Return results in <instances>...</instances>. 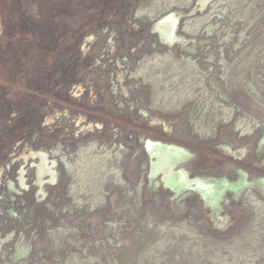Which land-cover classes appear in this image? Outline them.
<instances>
[{"label":"rangeland","instance_id":"rangeland-1","mask_svg":"<svg viewBox=\"0 0 264 264\" xmlns=\"http://www.w3.org/2000/svg\"><path fill=\"white\" fill-rule=\"evenodd\" d=\"M152 1L141 0L135 8L149 6ZM41 2L40 14L47 0ZM206 2L202 0V5ZM160 6L164 8L165 2ZM155 8L154 3L152 10ZM217 11L222 27L233 34L229 42L209 38V46H217L214 65L205 67L201 63L205 59L193 57L201 71L196 76L189 68L178 69L171 63L166 83L155 86L157 93L166 95V108L143 98L137 106L148 112V118L138 119L141 125H154L185 144L204 142L219 150L232 149V154L221 153L248 167L243 170L254 179L264 176V142L259 145L264 136V0L221 1ZM178 21L176 17L174 34ZM69 22V17L57 16L52 24ZM145 41L148 44L141 40L138 54L129 55L125 48L114 55L115 59H128L130 74L136 70L135 61L151 55L153 39L150 44L149 38ZM156 46L151 61H165L168 51ZM172 52L175 61H170H181L178 48ZM111 89L102 86L91 93L98 96L96 106L116 112L117 101L123 102ZM126 102L136 103L132 98ZM89 122L52 104L32 120L19 112L6 117L0 113V264H264V196L260 191L253 188L239 196L225 194L215 211L224 191H238V184L223 180H233L238 166L219 160L201 165L197 156L190 157L179 147L183 153L177 161L190 157L184 168L207 178H190L185 172L189 180H200L201 187L209 191L207 198H202L210 211L190 192L194 183L185 184L178 177L183 170L164 176L177 190H186L180 197L173 198L161 188L158 178L146 180L147 157L131 131L109 125L94 127ZM26 123L29 128L21 131L15 146L6 151L3 138ZM234 125L241 129L234 130ZM89 143L94 148L83 155L86 160L81 173H90L88 169L96 160L99 171L96 169L92 183L82 188L80 180L73 182L62 160L73 163ZM145 145L147 152L168 146L151 139ZM38 153L56 161V186L36 187L35 169L30 164L37 162ZM40 157L41 175L53 183L54 174L44 156ZM201 168L206 169L198 170ZM21 170L25 171V191H20L16 182ZM213 178H223L220 180L232 187L219 180L208 181ZM257 183L264 194V179ZM244 184L253 187L248 180Z\"/></svg>","mask_w":264,"mask_h":264},{"label":"flooded vegetation","instance_id":"flooded-vegetation-1","mask_svg":"<svg viewBox=\"0 0 264 264\" xmlns=\"http://www.w3.org/2000/svg\"><path fill=\"white\" fill-rule=\"evenodd\" d=\"M221 1L233 0H207L205 5H202V0H154L149 6L144 8L140 6L138 9L135 7L141 0H47L40 14L41 0H0V113L6 117L13 112H19L32 120L40 118L44 106L52 104L63 113L70 111L92 121L94 127L103 128L109 125L119 130L131 131L138 137L141 150L147 157L146 180L158 178L161 188L169 191L173 198L178 195L180 197L186 190H177L170 181L164 179V176L169 175H165L167 170L175 172L183 170L190 178L199 177L207 180L205 177L190 174L184 168V164L189 161L191 155L197 156V162L201 165L211 160L236 165L239 168H235L233 180L212 179H223L239 186L238 191H224L215 210L217 212L225 194L239 196L247 189L256 188L264 196L257 183L258 180L264 179V176L250 179L246 172L248 167H244L235 160L232 162L230 158L222 155V153L232 154V149L219 150L204 142L196 144L186 142L185 144L168 137L166 132L154 128V125H141L138 119L148 118V112L137 106L143 98L150 99L154 103L153 106L166 108L168 99L162 92L157 93L155 86L166 83L171 74V63H175L178 69L179 67L189 68L190 74H196V76H199L197 72L200 70L197 69L195 62L205 59L201 61L205 67L214 65L217 46H209L211 45L209 38H216L217 43L229 42L233 34L225 30L219 22L222 18L217 8ZM163 2H165L164 8L160 6ZM154 3L156 8L152 10ZM148 11L152 12L151 15L146 14ZM170 14H174L179 19L175 34L180 39L173 44L156 31V25ZM57 16L69 17V24L54 26L52 23ZM143 18L147 20L143 21ZM183 20H185L184 25H182ZM143 31L144 34L141 37ZM146 38L150 39L149 44L153 39L149 51L151 55L145 56L139 62L135 61L133 66L136 70L130 74L129 68L132 64L128 59L117 58V60L114 55L123 53L125 48L129 55L138 54L141 40L145 42L144 44H148L145 41ZM156 44L168 51L163 62L151 61L157 53L153 52L157 49ZM175 48L181 52L179 55L181 61H170L175 59L172 52ZM195 56L199 61H193ZM110 72L111 75H109ZM115 74L119 77L114 78ZM211 85L214 86L212 83ZM102 86L112 87L111 91L123 102L117 101L116 112L104 110L94 103L98 96L91 91ZM131 98L136 103L126 102ZM84 100L87 103H84ZM233 111L232 113L236 112ZM27 128H29L28 123L23 124L19 129L12 128L9 133L11 135L7 133L8 135L3 138L5 141L3 148L8 152L11 151L20 137V132ZM232 128L241 129L237 125ZM251 133L249 131L247 134ZM147 139L174 146L178 150L183 148L190 153V157L187 160L177 161V157L182 155L183 150L180 153L167 147L164 149L158 147L160 149L147 152L145 150ZM263 142L264 136L259 141V145L262 146ZM91 148L94 147L89 143L81 149L73 163L68 164L62 160L67 165V171L73 182L76 183L77 178L82 188L88 186L87 184L90 185L94 180L92 179L94 171L96 169L99 171L96 166L98 160H96L88 169L90 173L85 175L81 173L82 162L86 160L83 155L91 151ZM41 154L49 170L54 174L53 183L49 182L50 177L42 176L38 168L42 163ZM36 155L37 162L30 164V168L35 169L36 187H41L43 184L56 186V173L53 169L56 161L51 158L48 160L45 153ZM172 157L176 158V162ZM151 159L155 160L152 164ZM68 167H71L73 171L69 172ZM24 173L25 171L21 170L16 179L20 191L28 189L24 183ZM261 173L264 174V172ZM244 179L253 184V187H246ZM195 186L198 190H195ZM194 187L193 190L188 191L197 195L203 206L211 211L212 209L202 198L209 191L203 189L199 182H195ZM199 190L205 195L202 193L201 196Z\"/></svg>","mask_w":264,"mask_h":264},{"label":"bare ground","instance_id":"bare-ground-1","mask_svg":"<svg viewBox=\"0 0 264 264\" xmlns=\"http://www.w3.org/2000/svg\"><path fill=\"white\" fill-rule=\"evenodd\" d=\"M176 22V17L174 15H169L166 16L164 19H162L157 25H156V31L161 34L162 36L165 37V39L170 43L173 44L175 42H178V40L180 39L178 36H176L174 34L173 31V26ZM81 119V118H80ZM149 145V143H147ZM167 148H171L173 150H177V151H182V150H178V148L174 147V146H167ZM174 154V153H173ZM173 173V171H168L165 173L166 174H170ZM167 175V176H170ZM178 177L185 183V184H193L195 182H200V180H189L186 176H185V171L181 172ZM220 184L222 183L223 186L225 187H232V184H225L223 183L222 180H219ZM210 182H213V180H211ZM197 186H195L194 188H196ZM195 190H198L197 188ZM198 192L200 193H204L203 191L199 190ZM205 195V193L203 194ZM202 196V194H201Z\"/></svg>","mask_w":264,"mask_h":264}]
</instances>
